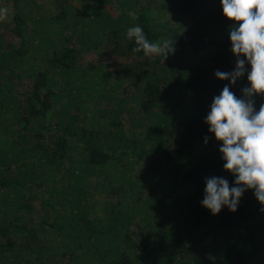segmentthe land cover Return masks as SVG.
Segmentation results:
<instances>
[{
	"label": "trees",
	"instance_id": "trees-1",
	"mask_svg": "<svg viewBox=\"0 0 264 264\" xmlns=\"http://www.w3.org/2000/svg\"><path fill=\"white\" fill-rule=\"evenodd\" d=\"M9 2L0 264H264L251 190L235 213L201 206L206 178L234 181L204 123L230 84L215 72L236 63L220 0ZM137 25L173 44L165 60L133 52L126 32ZM246 85L230 90L240 97ZM255 100L258 110L264 96Z\"/></svg>",
	"mask_w": 264,
	"mask_h": 264
},
{
	"label": "clouds",
	"instance_id": "clouds-1",
	"mask_svg": "<svg viewBox=\"0 0 264 264\" xmlns=\"http://www.w3.org/2000/svg\"><path fill=\"white\" fill-rule=\"evenodd\" d=\"M222 14L234 23L229 31L234 70L216 71L215 77L230 81L214 96L204 118L208 132L220 145L223 169L234 177L230 186L223 177L206 178L201 206L213 216L223 208L235 213L246 191L251 190L264 212V103L256 108L257 96H264V0H220ZM7 7H0V23L8 19ZM127 39L136 45L133 52L145 56L173 51L169 42H150L140 26L129 27ZM163 60V61H164ZM240 97L230 87L245 77ZM205 144L208 137L204 138Z\"/></svg>",
	"mask_w": 264,
	"mask_h": 264
},
{
	"label": "rangeland",
	"instance_id": "rangeland-1",
	"mask_svg": "<svg viewBox=\"0 0 264 264\" xmlns=\"http://www.w3.org/2000/svg\"><path fill=\"white\" fill-rule=\"evenodd\" d=\"M11 2H9L10 3V5L12 4V2H13V0H10ZM40 1H42V0H38V2H40ZM11 11V10H10ZM13 12H11V14H12ZM24 13H25V10H22V12H21V15L22 16H24ZM10 16V15H9ZM8 16V18H10ZM10 20V19H9ZM8 19H7V21L6 22H8L9 21ZM2 28H3V25H2ZM89 60L90 59H92V58H88ZM102 60H106L107 61V65H109V70H112V71H115V70H117L116 68H117V66L116 65H113L114 63H113V58L112 57H110V56H108V57H104ZM201 60H203L204 62H205V60H206V58H204L203 56L201 57ZM131 101V100H130ZM129 106L134 110V111H136V108L137 107H133L134 105L133 104H130V102H129Z\"/></svg>",
	"mask_w": 264,
	"mask_h": 264
}]
</instances>
